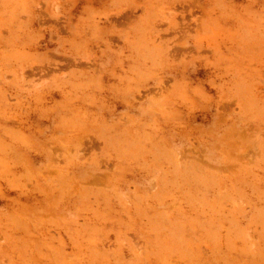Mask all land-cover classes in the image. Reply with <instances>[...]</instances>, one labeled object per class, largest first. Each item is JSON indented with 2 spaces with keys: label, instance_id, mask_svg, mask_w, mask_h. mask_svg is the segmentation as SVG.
Wrapping results in <instances>:
<instances>
[{
  "label": "rangeland",
  "instance_id": "obj_1",
  "mask_svg": "<svg viewBox=\"0 0 264 264\" xmlns=\"http://www.w3.org/2000/svg\"><path fill=\"white\" fill-rule=\"evenodd\" d=\"M0 264H264V0H0Z\"/></svg>",
  "mask_w": 264,
  "mask_h": 264
}]
</instances>
